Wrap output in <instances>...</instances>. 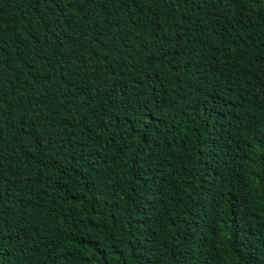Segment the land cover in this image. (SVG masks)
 I'll return each instance as SVG.
<instances>
[{
	"label": "trees",
	"instance_id": "1",
	"mask_svg": "<svg viewBox=\"0 0 264 264\" xmlns=\"http://www.w3.org/2000/svg\"><path fill=\"white\" fill-rule=\"evenodd\" d=\"M0 264H264V0H0Z\"/></svg>",
	"mask_w": 264,
	"mask_h": 264
}]
</instances>
